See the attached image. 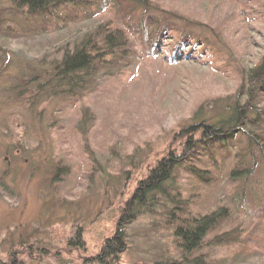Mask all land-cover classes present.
<instances>
[{"label":"rangeland","instance_id":"rangeland-1","mask_svg":"<svg viewBox=\"0 0 264 264\" xmlns=\"http://www.w3.org/2000/svg\"><path fill=\"white\" fill-rule=\"evenodd\" d=\"M148 2L142 11L134 0H99L100 13L72 23L70 31L15 38L5 30L27 31L43 19L0 0L1 261L19 252L24 264H96L137 181L183 142L177 134L217 116L247 91L249 73L264 58V0ZM148 15L190 33L181 62L170 58L177 46L170 34L154 56L149 52L142 27ZM110 23L127 31L140 53L128 69L99 80L83 99L27 102L20 86L31 69L49 68L65 47ZM78 233L83 246H69ZM171 242L161 218L143 216L128 229L126 252L111 264H164L173 254Z\"/></svg>","mask_w":264,"mask_h":264},{"label":"trees","instance_id":"trees-1","mask_svg":"<svg viewBox=\"0 0 264 264\" xmlns=\"http://www.w3.org/2000/svg\"><path fill=\"white\" fill-rule=\"evenodd\" d=\"M98 1L11 0L16 11L37 15L44 24L27 31L8 28L5 34L32 38L70 31L72 23L89 21L87 16L100 13ZM134 1L137 8L147 10L148 0ZM62 9L65 15L57 14ZM142 24L153 56L170 34L177 37L170 58L181 62L179 51L190 33L152 15L143 18ZM127 34L110 23L97 35L65 47L63 56L51 61L49 68L31 69L20 86L27 92V102L83 99L99 80L128 69L140 53L132 48ZM247 83V91L217 116L178 133L176 140L183 141L181 145L169 149L147 177L137 181L120 210L114 234L105 239L94 263L111 264L123 255L129 227L146 215L161 218L170 233L173 254L164 264L264 262V58L249 73ZM186 181L191 189L183 185ZM247 218L252 223L243 226L240 220ZM32 245L27 251L30 259H34ZM69 246H83L79 233ZM39 250L41 255L44 250ZM219 251L225 253L218 259ZM20 256L12 252L0 264H24Z\"/></svg>","mask_w":264,"mask_h":264}]
</instances>
